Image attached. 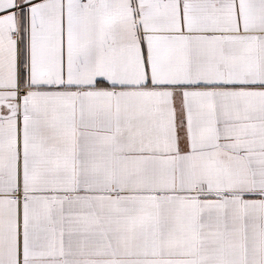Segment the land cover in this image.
Instances as JSON below:
<instances>
[{"label":"snow or ice","instance_id":"1","mask_svg":"<svg viewBox=\"0 0 264 264\" xmlns=\"http://www.w3.org/2000/svg\"><path fill=\"white\" fill-rule=\"evenodd\" d=\"M0 264H264V0H0Z\"/></svg>","mask_w":264,"mask_h":264}]
</instances>
